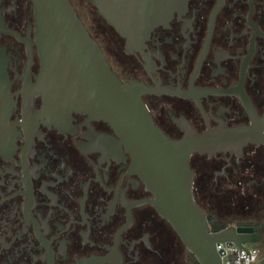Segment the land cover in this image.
<instances>
[{
    "label": "flooded vegetation",
    "instance_id": "flooded-vegetation-1",
    "mask_svg": "<svg viewBox=\"0 0 264 264\" xmlns=\"http://www.w3.org/2000/svg\"><path fill=\"white\" fill-rule=\"evenodd\" d=\"M86 1L111 34L117 64L104 37L77 11L80 18L122 81L143 86L140 96L155 124L179 139L187 122L226 143L212 154L190 155L193 191L209 230L253 226L261 239L264 142L251 137H264V0H140L131 34ZM0 6L16 33L0 34L14 100V137L0 153V264H201L157 212L143 173L110 123L85 111L55 115L45 106L36 86L41 61L31 1ZM199 180L254 189L261 195L249 203L256 202L261 216L215 217L195 192Z\"/></svg>",
    "mask_w": 264,
    "mask_h": 264
},
{
    "label": "water",
    "instance_id": "water-1",
    "mask_svg": "<svg viewBox=\"0 0 264 264\" xmlns=\"http://www.w3.org/2000/svg\"><path fill=\"white\" fill-rule=\"evenodd\" d=\"M30 1L35 19L34 38L41 61L36 86L48 110L59 116L72 110L85 111L110 123L143 173L154 194L152 202L157 212L201 264H227L223 263L216 248V242L224 240L237 244L239 253L242 247L250 258L244 243L259 240L260 234L255 228L229 225L219 231H210L207 216L193 191L195 174L190 155L193 152L212 154L222 150L226 143L211 131L198 134L187 122H181L185 128L181 138H169L155 124L144 104L140 96L143 86L136 81H122L70 0ZM90 1L120 33L131 34V28L137 25L134 8L140 0ZM139 10L145 11L137 7L136 12ZM135 18L140 20V17ZM1 33L16 34L7 26L0 6ZM13 104L6 61L0 49V153L9 148L14 137L10 120ZM251 140L264 142V137L257 135ZM194 186L207 211L217 218L254 220L260 212L256 202L249 203L248 197L261 195L254 189L240 190L241 187L236 189L231 185L221 188L215 182L201 183L200 180L195 181ZM224 194L227 197H223ZM233 258L235 254L228 253L229 264H233ZM256 264H264V255Z\"/></svg>",
    "mask_w": 264,
    "mask_h": 264
},
{
    "label": "rangeland",
    "instance_id": "rangeland-1",
    "mask_svg": "<svg viewBox=\"0 0 264 264\" xmlns=\"http://www.w3.org/2000/svg\"><path fill=\"white\" fill-rule=\"evenodd\" d=\"M73 5L76 8V10L79 12L81 18L85 22V24H89L94 29L97 30V33L101 35V37H104V40L102 41L103 45L106 47L107 52L109 54L113 53L114 58L113 62L114 64H117L120 59V55L117 54V49H115V44L112 42V38H110V32L106 28H104L101 25V20H99L96 15L94 14L93 8L88 4L86 0H73ZM112 55V54H111ZM112 55V56H113ZM133 69H130V73H133ZM231 221H237V222H245V221H253V220H231ZM246 244L251 245L257 249V261L254 263L256 264L260 257L264 255V232L261 233V239H259L256 242H247Z\"/></svg>",
    "mask_w": 264,
    "mask_h": 264
},
{
    "label": "built area",
    "instance_id": "built-area-1",
    "mask_svg": "<svg viewBox=\"0 0 264 264\" xmlns=\"http://www.w3.org/2000/svg\"><path fill=\"white\" fill-rule=\"evenodd\" d=\"M244 245L245 248L250 252V258L249 253H246L242 247H240L239 253V246L234 243L224 241L216 242V248L220 252L223 263L229 264L230 262L228 259V253H233L240 264H254L257 261V249L246 243H244Z\"/></svg>",
    "mask_w": 264,
    "mask_h": 264
},
{
    "label": "bare ground",
    "instance_id": "bare-ground-1",
    "mask_svg": "<svg viewBox=\"0 0 264 264\" xmlns=\"http://www.w3.org/2000/svg\"><path fill=\"white\" fill-rule=\"evenodd\" d=\"M224 242H230V243H234L231 242V240H224ZM246 243V242H245ZM235 244V243H234ZM237 245V244H236ZM233 264H240V262L237 260V258H233Z\"/></svg>",
    "mask_w": 264,
    "mask_h": 264
},
{
    "label": "trees",
    "instance_id": "trees-1",
    "mask_svg": "<svg viewBox=\"0 0 264 264\" xmlns=\"http://www.w3.org/2000/svg\"><path fill=\"white\" fill-rule=\"evenodd\" d=\"M212 228H216L215 226H213Z\"/></svg>",
    "mask_w": 264,
    "mask_h": 264
}]
</instances>
